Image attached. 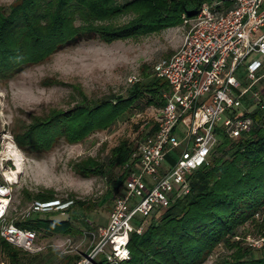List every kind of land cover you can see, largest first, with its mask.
Returning a JSON list of instances; mask_svg holds the SVG:
<instances>
[{"label": "trees", "instance_id": "16d2710c", "mask_svg": "<svg viewBox=\"0 0 264 264\" xmlns=\"http://www.w3.org/2000/svg\"><path fill=\"white\" fill-rule=\"evenodd\" d=\"M215 1L19 0L0 8V80L83 41L112 43L182 26L204 5ZM220 6L228 8L230 3ZM127 15L132 17L120 20ZM154 66L152 72L144 71L146 81L139 77L134 81L128 94L94 100L76 85L82 100L67 109H52L45 117L35 116L26 131L16 134L18 144L40 152L50 150L61 139L82 141L96 130L111 127L145 98L146 105L161 111L169 83L155 75ZM249 114L254 118L251 129L239 137L219 129L209 162L188 175L190 191L174 199L161 218L152 219L144 233L131 234V258L125 264H207L216 253L220 256L222 247L229 252L212 264H264V254L256 256L257 247L248 243L247 234L241 231L246 224L254 223L264 233V109L255 107ZM148 124L142 129H147L142 141L158 128L157 119L149 128ZM134 142L126 137L112 149L110 164L123 168L114 182L116 186L125 183L137 166ZM75 169L86 177L104 172L94 157L77 162ZM36 196L51 199L54 194ZM41 214L15 221L46 235L82 232L69 218L57 220ZM0 253L8 264H23L31 254L1 233ZM99 264L109 263L101 259Z\"/></svg>", "mask_w": 264, "mask_h": 264}, {"label": "rangeland", "instance_id": "374dc122", "mask_svg": "<svg viewBox=\"0 0 264 264\" xmlns=\"http://www.w3.org/2000/svg\"><path fill=\"white\" fill-rule=\"evenodd\" d=\"M18 1L0 0V8ZM131 17L127 15L120 20ZM190 27L191 23L185 21L182 26L140 38L112 43L97 39L83 41L0 80V182L12 187L5 221L22 219L35 200L50 198L37 194L53 193V198L75 202L65 211L41 215L57 220L69 218L82 231L76 235L38 232L37 246L41 249L26 256L23 264H72L93 245L94 233L105 227L115 198L124 188V183L118 186L114 183L123 168L110 164L113 147L126 137L133 142L144 140L147 129L142 130L143 125L149 121V128L161 111L146 105L145 98L111 127L96 130L79 142L61 139L47 151L25 150L18 144L16 134L26 131L35 116L45 117L52 109H67L81 101L83 96L76 85L94 100L128 94L134 85L130 78L136 75L142 82L146 81L144 71L152 72L159 59L173 54ZM258 85L264 96V76ZM254 106L251 95L239 112L243 114ZM176 154L177 151L171 150L167 162ZM88 157L96 158L104 172L89 177L78 173L75 164ZM9 172L14 173V181L8 180ZM34 215L35 212L30 214ZM241 231L247 234L248 243L250 238L264 235L254 223L246 224ZM218 252L220 256L216 253L207 264L229 251L222 247ZM254 254H264V247L255 248ZM0 264H8L1 253Z\"/></svg>", "mask_w": 264, "mask_h": 264}, {"label": "built area", "instance_id": "2783aa9c", "mask_svg": "<svg viewBox=\"0 0 264 264\" xmlns=\"http://www.w3.org/2000/svg\"><path fill=\"white\" fill-rule=\"evenodd\" d=\"M230 3L228 8L220 6ZM191 23L181 46L154 66L157 77L166 79L169 90L163 93L165 105L157 117L158 128L145 141L137 140L133 154L137 160L124 188L115 198L110 221L94 233L93 245L75 264H125L133 232L144 233L154 212L168 209L174 199L190 191L188 175L209 162L218 142L219 129L231 137L248 132L254 124L249 114L255 107L264 109V96L258 83L264 76V0H219L204 5ZM139 78L134 75L131 81ZM255 106L245 110L247 97ZM188 119L183 138L179 124ZM189 142L176 163L162 172L167 154ZM147 177H151L150 184ZM12 187L0 182V233L9 242L28 251L37 246L38 231L5 221L11 203ZM74 200L62 198L35 200L33 212L65 211ZM239 238V237H238ZM257 248L264 247V235L250 238Z\"/></svg>", "mask_w": 264, "mask_h": 264}, {"label": "crops", "instance_id": "0c3cea01", "mask_svg": "<svg viewBox=\"0 0 264 264\" xmlns=\"http://www.w3.org/2000/svg\"><path fill=\"white\" fill-rule=\"evenodd\" d=\"M183 40H184V39H183ZM183 40H182V43H183ZM182 43H181V44H182ZM259 88H260V87H259V85H258V89H259ZM157 117H158V116H157ZM157 117L155 118V121H156ZM155 121H154V122H155ZM148 122H149V121H148ZM148 122H147V123H148ZM152 124H153V123H151V125H152ZM143 127H144V125H143ZM188 127H189L188 119L183 120V121L179 124V126H178V128H177V133H178V135H179L180 138H183V137L186 135ZM188 143H189V142H184L180 147L174 149L175 151H177V154L173 157V160H172L171 162H167V158H166V160H165V162H164V164H163L162 172L167 171L168 169H170V168L176 163L177 157L179 156V154L181 153V151H182L183 149H185V147L187 146ZM169 153H170V152H169ZM169 153H168V154H169ZM168 154H167V157H168ZM147 178H148L149 183L151 184V183L153 182V179H152L151 177H147ZM165 210H166V209L156 210V211L154 212L153 219L156 220V219L161 218V216H162V214L165 212ZM109 221H110V216H109V219H108L106 222H104L105 226L108 225Z\"/></svg>", "mask_w": 264, "mask_h": 264}, {"label": "bare ground", "instance_id": "6f19581e", "mask_svg": "<svg viewBox=\"0 0 264 264\" xmlns=\"http://www.w3.org/2000/svg\"><path fill=\"white\" fill-rule=\"evenodd\" d=\"M7 175H8V180L14 181L15 176H14V173L13 172H9ZM0 201H3V200L0 199Z\"/></svg>", "mask_w": 264, "mask_h": 264}]
</instances>
